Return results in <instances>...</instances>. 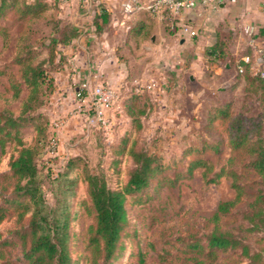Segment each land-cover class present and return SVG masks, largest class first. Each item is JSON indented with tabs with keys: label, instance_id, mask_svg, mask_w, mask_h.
<instances>
[{
	"label": "rangeland",
	"instance_id": "rangeland-1",
	"mask_svg": "<svg viewBox=\"0 0 264 264\" xmlns=\"http://www.w3.org/2000/svg\"><path fill=\"white\" fill-rule=\"evenodd\" d=\"M46 1L50 4L47 13L51 17L49 24H43L44 18L22 19L14 11L0 18V108L7 106L17 112L20 98L28 91V87L22 84L21 97L14 98L9 82L10 74L13 78L20 77V65L12 62L17 42H21L19 37L29 27L33 30V38L47 34L56 19L78 22L87 8L86 2L80 5L78 1L73 5L70 0ZM248 1L245 11L236 8L233 18L229 15L219 22L214 40L206 42L198 53L185 50L186 60L197 56L200 60L210 61L213 67L220 65L222 69L225 61L232 62L245 55L255 60L256 51L250 43V35L242 27L252 24V35L264 46V10L257 0ZM216 38L224 45L226 54L222 59L209 57V48ZM146 42H151L149 37ZM174 46H178L177 41ZM62 47L59 45L57 50L63 51ZM137 51L131 49L135 60L127 62L129 72L136 76L146 75L154 86L139 91V98L136 99L131 97L137 92L128 93L121 104V100L118 102L116 98L108 109L109 120L105 127L89 125L86 120L83 130L72 133L63 142L62 152H56L59 145L57 139L54 145L48 142L38 155L37 162L44 176L45 197L51 204L54 197L49 180L63 167L66 158L80 154L82 164H85V170L79 166L72 172L78 176L76 193L70 205L69 249L74 264H92V245L88 238L92 233L94 212L84 175L86 172L99 173L110 187H122L133 166L128 151L132 146L155 154L162 163L163 171L152 178L143 190L127 195L128 221L121 232V248L107 264H264V205L258 208L249 206L260 188V175L247 164L251 155L246 148L230 147L229 117L216 115L217 108L224 101H229L230 115L240 112L253 126L251 140L264 137V105L260 101L256 81L251 83L247 77L236 79L238 75L233 67L225 74H218L209 66V70L206 69L207 82L189 86L192 93L183 97L181 93H169L163 86L166 75L171 71L162 63L165 50L161 45L156 43L152 52L137 55ZM56 71L53 72L54 78ZM189 71L192 70L185 69L184 74ZM250 72V76L257 74L251 68ZM162 80L164 83H160ZM53 92L42 110L49 118V133L56 137L52 124L54 120H51ZM123 102L134 105V116L127 112V105ZM20 135L28 145L33 142L35 130L31 125L23 126ZM123 137L127 138L125 145ZM122 146L124 149L121 151ZM16 149L15 140H7L3 146L0 145V199L13 196L16 178L9 172V160L11 155L17 154ZM198 157L206 160L205 166H196L190 174H178L186 172L189 161ZM221 168L224 171L234 170L237 177L234 179L231 174L224 173L216 181L207 180ZM235 181L241 187L239 196ZM225 201H234V204L214 221L212 217L217 205ZM18 211L10 207L6 217L0 221V264H26L17 231H24L28 215L18 216ZM214 228L228 230L239 237L251 255L245 254L241 245L209 252L206 236ZM5 238L7 241L2 243ZM196 241L204 249L193 248L192 244ZM259 253L261 259L256 256ZM98 261L101 262L100 257Z\"/></svg>",
	"mask_w": 264,
	"mask_h": 264
},
{
	"label": "trees",
	"instance_id": "trees-1",
	"mask_svg": "<svg viewBox=\"0 0 264 264\" xmlns=\"http://www.w3.org/2000/svg\"><path fill=\"white\" fill-rule=\"evenodd\" d=\"M95 9L93 24L96 32H101L111 24V14L101 2L89 0ZM96 3V4H95ZM50 4L46 0H0V18L8 12H16L18 17L25 19L44 18L43 24L51 22L47 15ZM52 29L47 34L37 38L32 37L33 30L29 27L19 38L17 50L12 62L20 65V77L13 78L10 74L9 82L13 89L12 96L20 98L21 85L25 84L28 91L20 98V105L15 112L11 107L0 108V145L7 140H15L17 154L11 155L9 160V172L16 178L13 186V196L0 199V221L7 215L10 207L19 209L18 216L28 215L24 231H17L23 245L22 256L26 264H74L69 249L70 222L72 217L71 200L76 193L77 174L72 172L79 166L85 170L80 154L66 158L63 167L50 178V190L54 197L51 204L46 200L43 188V172L37 159L44 146H47L51 135L48 115L42 110L49 95L55 88L54 73L66 60L63 51L57 50L59 45H67L80 34V27L74 22H60L56 19ZM169 27V26H167ZM169 33H176L175 29L166 28ZM1 32V31H0ZM44 33V32H43ZM139 33V29L130 30V34ZM145 38L150 36L148 31L142 34ZM223 42L220 39L210 46L209 57L222 59L225 57ZM229 68H235L238 80L246 78L256 81L259 90V98L264 105V77L259 74L252 75L250 62L242 58L225 61ZM239 66L242 70H239ZM22 82V83H20ZM139 93L131 98H139ZM132 101V100H131ZM130 101V102H131ZM127 106V112L132 116L136 108L132 103L123 102ZM217 108V114L221 118L229 117L228 133L229 145L233 149L246 148L251 157L248 165L260 175V188L257 195L250 202L251 208L264 205V137L258 136L251 140L250 134L253 126L247 123L248 118L237 112L230 115V102L224 101ZM142 111V110H140ZM33 126L35 136L31 144L26 145L20 135V128ZM260 135V134H259ZM124 145L127 138L123 137ZM123 145V146H124ZM122 146V147H123ZM124 149L121 148V151ZM132 158L131 167L124 185L120 188H112L106 178L99 173L86 172L84 179L87 183V191L91 208L94 212V224L88 242L92 245V264H107L108 261L118 255L121 248L119 243L121 232L128 221L126 208L127 195H133L143 190L152 178L163 171L162 163L155 154L144 148L130 147L128 149ZM206 160L202 157L189 161L186 172L179 175L190 174L196 166H205ZM224 173L237 177L234 170L224 171L221 168L207 178L208 181H216ZM238 196L241 187L235 181ZM234 201L220 202L212 219L216 221L221 213L227 212ZM7 239L5 238V243ZM208 251L214 253L217 250L236 248L241 245L245 254L251 255L246 244H241V239L230 231H220L214 228L206 236ZM196 241L192 247H201ZM256 256L260 257V253ZM101 258V262L98 258Z\"/></svg>",
	"mask_w": 264,
	"mask_h": 264
},
{
	"label": "crops",
	"instance_id": "crops-1",
	"mask_svg": "<svg viewBox=\"0 0 264 264\" xmlns=\"http://www.w3.org/2000/svg\"><path fill=\"white\" fill-rule=\"evenodd\" d=\"M78 1L81 3L80 5L87 3V8L82 13L81 19L75 22L80 27V34L62 47L66 61L63 63V67L55 73L56 86L51 101V120L62 118L64 122L54 127L59 144L57 153L58 151L62 152L63 142L72 133L85 128L90 110L87 92H84L83 96H77L79 83L82 80H88L91 85L103 83L110 86L116 92L118 102L121 100L119 102L121 104L128 93H138L147 87L154 86L148 81L146 75L136 76L129 72L127 62L131 63L135 60L131 49L138 50L137 55H140L142 52H152L157 43L165 50L162 54L163 58H161L163 59L162 63H165L166 68L168 67L171 71L169 75H166V84L163 86H166L169 93H181L185 97L186 94L192 93L189 86L203 85L207 82L206 69L209 66L211 69L213 67L210 61L200 60L197 56L192 57L190 61L186 60L184 55L187 51L185 50H195L198 53L201 48L205 47L206 42L214 40L220 26L219 22L224 17L230 15V18H233L236 8L245 11L249 6L248 0H236L235 2L219 0L218 6L212 8L204 5L201 0H197L194 7L184 9L176 17V33L171 34L166 29L171 28L169 25L172 20L169 17L160 18L146 9H140L129 16H124L121 11L123 0H95L101 2L111 14V25L101 32H96L92 22L95 9L91 2L89 0H70L73 5ZM257 2L261 6L259 0ZM182 25L196 28L197 33L189 35L182 30ZM134 28L139 29V33L132 35L130 30ZM174 28L175 26L171 29ZM146 31L150 33V43H147L146 38L142 35ZM155 35H157V39ZM176 41L177 47L174 46ZM187 63H189L187 68L192 71L185 75ZM213 68L218 74H225L229 71L228 63L224 64L223 69L217 64ZM161 82L164 83V80ZM139 83L145 86L139 87Z\"/></svg>",
	"mask_w": 264,
	"mask_h": 264
},
{
	"label": "built area",
	"instance_id": "built-area-1",
	"mask_svg": "<svg viewBox=\"0 0 264 264\" xmlns=\"http://www.w3.org/2000/svg\"><path fill=\"white\" fill-rule=\"evenodd\" d=\"M204 5H208L215 8L219 4V0H201ZM235 2L236 0H231ZM261 8L264 10V0H259ZM197 0H123L121 3V11L124 16H129L133 12L146 9L150 13L159 16L160 18H171L172 22L169 25L171 28L176 26V17L187 8H192L196 5ZM182 30L189 35H195L197 33L196 28H190L186 25L181 26ZM243 31L250 35V43L254 46L256 56L250 60L248 55L242 57L246 62H250V68L255 70V73L264 77V46H262L254 33V26L252 24H244ZM239 70L242 67L239 66ZM84 92H87L89 96L88 106L89 114L87 116V122L89 125L106 126L108 124V109L114 103L116 99V92L108 85L103 83H97L91 85L88 80H82L79 83L77 96H83ZM63 123L62 118H58L53 121V126L57 127ZM50 145L57 143L56 137H51Z\"/></svg>",
	"mask_w": 264,
	"mask_h": 264
}]
</instances>
